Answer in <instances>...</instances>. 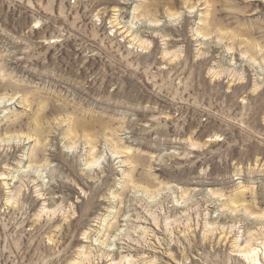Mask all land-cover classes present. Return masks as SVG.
<instances>
[{
	"label": "rangeland",
	"instance_id": "rangeland-1",
	"mask_svg": "<svg viewBox=\"0 0 264 264\" xmlns=\"http://www.w3.org/2000/svg\"><path fill=\"white\" fill-rule=\"evenodd\" d=\"M0 99V264L264 249V0H0Z\"/></svg>",
	"mask_w": 264,
	"mask_h": 264
},
{
	"label": "bare ground",
	"instance_id": "bare-ground-1",
	"mask_svg": "<svg viewBox=\"0 0 264 264\" xmlns=\"http://www.w3.org/2000/svg\"><path fill=\"white\" fill-rule=\"evenodd\" d=\"M3 102H4V100L3 99H0V105ZM235 241L234 242H235V244H237V247L239 248V251L241 253H243L241 256L243 257V255H244V259L249 264H263L264 249L259 250L257 247H255V241H254V239L246 242L245 245L240 244L238 240H235ZM262 245L264 246V243H262ZM121 260L123 261L125 259L122 258ZM113 262H114V264H119V262H117V263L115 261H113ZM127 262H128L127 264H132L133 263V262H131V260H128Z\"/></svg>",
	"mask_w": 264,
	"mask_h": 264
}]
</instances>
